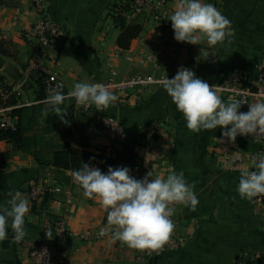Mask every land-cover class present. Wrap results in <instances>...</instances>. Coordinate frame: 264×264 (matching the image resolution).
<instances>
[{"label": "crops", "instance_id": "0c3cea01", "mask_svg": "<svg viewBox=\"0 0 264 264\" xmlns=\"http://www.w3.org/2000/svg\"><path fill=\"white\" fill-rule=\"evenodd\" d=\"M51 16L63 23L68 31L58 65L68 90L75 83H103L105 53H128L132 56L152 54L156 63L168 60L172 72L180 67L190 69L195 76L213 85L218 74L231 70L253 72L264 62V0H203L213 4L232 23L231 42L209 47L206 42L192 45L177 42L174 31L153 30L150 25L129 41L127 49L117 45L118 31H109L106 13L108 5L117 0H40ZM0 4V36L13 44L15 58L0 55V83L22 84L19 103V128L24 138L22 147L0 141V206H6L8 192L20 191L25 185L53 174L71 193L69 206L57 196H50L38 214H27V238L42 240L41 222L44 212L54 218L66 211L65 228L74 235L67 242L65 264H134L133 249L119 241L112 243L110 235L100 236L107 226V213L96 199H89L74 182L72 172L42 165L50 162L52 153L64 143L70 148L98 151L114 160V167H127L135 179L148 172L152 178L166 177L169 169L183 172L186 181L194 184L199 200L195 211L182 207L175 213L174 232L181 246L175 252L152 257L143 264H263L264 221L251 216L246 199L237 186L241 171H225L221 165L230 150L253 152L255 144L245 136L235 143L222 136L223 128L189 131L183 114L177 110L167 92L151 89L138 102L134 98L122 107H109L84 115L74 110L73 101L60 107L69 123L61 122L54 111L43 115L50 106L38 103L35 86L24 79L30 54L22 38L36 15L33 0H4ZM177 0H169L170 16ZM167 38L162 42V37ZM138 38V39H137ZM207 54V55H206ZM119 76L131 69L123 59L117 63ZM147 72L148 68H141ZM106 115L117 120L126 131L122 145L110 143L94 129L93 118ZM43 120V123L41 122ZM94 232L97 237L82 238ZM8 229L9 249L0 246V264H30L18 255V243Z\"/></svg>", "mask_w": 264, "mask_h": 264}, {"label": "clouds", "instance_id": "9594fccd", "mask_svg": "<svg viewBox=\"0 0 264 264\" xmlns=\"http://www.w3.org/2000/svg\"><path fill=\"white\" fill-rule=\"evenodd\" d=\"M174 39L199 45L206 42L209 47L231 42V21L213 4L203 0H177L170 16ZM207 55V54H206ZM161 84L178 111L183 114L189 131L223 128L222 136L235 143L237 136L264 137V101L249 104L246 113L239 109L243 104L234 97L225 102L217 86L195 76L188 68L180 67L174 76L162 78ZM74 98L76 105H95L97 111L107 110L117 101V96L102 83L77 82L64 94L53 88L43 101L50 106L43 110L54 111L64 124L66 112L60 107L66 100ZM43 123V120L41 121ZM255 170L243 169L239 177L237 192L242 199L251 200L264 194V153L252 160ZM72 178L89 199H96L107 213V226L99 235H110L117 241L140 251H162L170 241L175 224L171 217L176 204L195 211L199 200L194 184H189L181 171L169 169L166 177L152 173L143 179H135L127 167H109L107 173L99 168L83 164L72 172ZM6 206H0V242L8 238V229L14 233L13 240L20 242L27 232L25 217L30 211L29 200L20 191L8 192Z\"/></svg>", "mask_w": 264, "mask_h": 264}, {"label": "built area", "instance_id": "2783aa9c", "mask_svg": "<svg viewBox=\"0 0 264 264\" xmlns=\"http://www.w3.org/2000/svg\"><path fill=\"white\" fill-rule=\"evenodd\" d=\"M33 1L36 3L35 18L30 28L22 34V38L30 50L24 70V79L31 82L35 89L42 88L44 98L38 103H43L53 88L61 90L64 94L70 91L66 88L63 73L58 65L61 51L68 38V31L62 22L51 16L49 8L45 4H42L40 0ZM168 4L169 0L113 1L107 7L109 30L119 32L120 21H124L126 24L139 23L143 28L150 25L153 30H159L160 32L171 30L169 23L171 12ZM161 39L162 42L167 41L165 36ZM122 59L129 63L131 67L129 73L124 77L119 76L117 68V63ZM103 67L105 80L102 84L108 86L109 90L117 96V101L110 107H122L131 98L138 102L151 89L163 88L161 80L166 75L169 79L174 78L176 75L172 72V65L168 60L163 61V63H156L154 55L146 53L132 56L127 52L109 51L104 57ZM141 68H148V71L142 72ZM21 85V83H0V100L2 101L0 106L1 130L14 132L17 128V118L12 115V111L24 106L22 102L19 103L22 97ZM211 86H217L218 93L225 102L233 97L241 101L243 104L239 111L246 113L249 110V104L264 101V62L257 64L252 73L238 69L221 72L218 74L217 83ZM10 100H14L16 103L6 105ZM71 100L73 101L74 110L78 113L90 116L93 111L97 110L94 104L78 107L75 99L71 98ZM93 125L94 129L103 134L114 146L124 143L126 131L114 118L99 114L93 118ZM245 137L255 144L256 150L253 152L230 150L221 165L223 170L233 172L243 165L245 169L255 170L252 167V160L257 154L264 153V137L259 140H254L251 135ZM20 192L24 198L29 200V214H38L42 210V204L50 196L59 197L66 206H69L72 202L71 193L53 174L25 185ZM246 200L251 216L264 221V194ZM174 207L176 213L184 205L176 204ZM175 213L171 217L173 222ZM43 216L41 222L43 239L34 240L24 237L22 241L17 242L18 255L30 264H65V253L68 251L67 242L74 237L65 228L68 213L64 211L63 214L52 218L44 212ZM92 237H97V234L89 232L82 238ZM180 246V238L174 232L162 251L133 249L131 259L134 264H143L149 258L175 252Z\"/></svg>", "mask_w": 264, "mask_h": 264}, {"label": "trees", "instance_id": "16d2710c", "mask_svg": "<svg viewBox=\"0 0 264 264\" xmlns=\"http://www.w3.org/2000/svg\"><path fill=\"white\" fill-rule=\"evenodd\" d=\"M5 3L4 0H0V4ZM170 26L171 21L169 20ZM120 31L117 38V45L121 49H127L129 41L136 38L143 30V27L139 23L126 24L124 21L119 22ZM172 28V27H171ZM0 55L4 57L15 58V51L13 44L5 40L0 36ZM38 99L44 98V94L41 87L36 89ZM16 102L10 100L6 105H14ZM2 101L0 100V106ZM12 115L17 118V128L14 132L0 129V141H7L14 147H22L24 138L19 128V109H14ZM42 165H50L57 169L69 170L73 172L82 168L83 164H88L90 167L99 168L103 173H107L109 167H114V160L105 157L102 153L95 151L91 152L82 148H70L67 143H64L61 149L52 153L51 161H39ZM46 201V200H45ZM45 203V202H44ZM43 203V204H44ZM42 204V207H43Z\"/></svg>", "mask_w": 264, "mask_h": 264}, {"label": "water", "instance_id": "95a60500", "mask_svg": "<svg viewBox=\"0 0 264 264\" xmlns=\"http://www.w3.org/2000/svg\"><path fill=\"white\" fill-rule=\"evenodd\" d=\"M0 246H1L2 250H7V249H9L10 241L6 239V240L0 242Z\"/></svg>", "mask_w": 264, "mask_h": 264}, {"label": "rangeland", "instance_id": "374dc122", "mask_svg": "<svg viewBox=\"0 0 264 264\" xmlns=\"http://www.w3.org/2000/svg\"><path fill=\"white\" fill-rule=\"evenodd\" d=\"M108 14L106 13V16H107ZM106 20H108V16L106 17ZM108 25H109V21H108ZM108 29H109V27H108ZM144 29V28H143ZM109 31H111V30H109ZM105 55H106V53H105ZM105 55H104V57H105ZM104 60V59H103Z\"/></svg>", "mask_w": 264, "mask_h": 264}]
</instances>
